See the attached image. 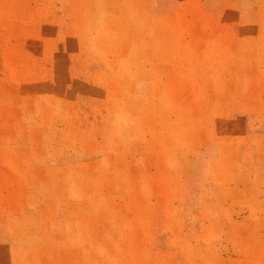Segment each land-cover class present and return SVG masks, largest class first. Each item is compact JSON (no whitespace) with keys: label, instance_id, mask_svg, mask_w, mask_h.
<instances>
[{"label":"rangeland","instance_id":"374dc122","mask_svg":"<svg viewBox=\"0 0 264 264\" xmlns=\"http://www.w3.org/2000/svg\"><path fill=\"white\" fill-rule=\"evenodd\" d=\"M0 264H264V0H0Z\"/></svg>","mask_w":264,"mask_h":264}]
</instances>
